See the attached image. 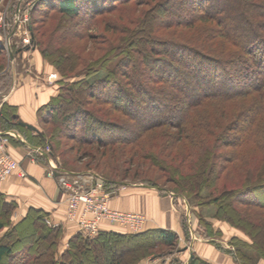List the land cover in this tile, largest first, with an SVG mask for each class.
Listing matches in <instances>:
<instances>
[{
    "label": "trees",
    "instance_id": "trees-1",
    "mask_svg": "<svg viewBox=\"0 0 264 264\" xmlns=\"http://www.w3.org/2000/svg\"><path fill=\"white\" fill-rule=\"evenodd\" d=\"M55 1L57 5L50 7L62 21L90 5L89 13L101 15L117 10L121 17H128L129 23L108 17L119 27L120 35L113 40L107 38L108 47L98 57L86 60L83 55L65 51L73 65L79 59L82 63L86 60L74 73L62 70L64 65L56 64L51 54V59L47 56L37 28L31 27L32 42L38 44L42 59L59 73L58 93L39 108L42 129L34 135L19 119L17 109L4 101L5 93H0V129L31 134V144L49 147L50 156L59 157L65 167L44 124L54 125L55 135L64 131L62 136L74 140L78 149L92 146L89 152L100 158L108 150L121 148L126 162L133 160L143 170L155 167L176 187L162 188L150 178H142L140 184L134 185L162 188L165 194L184 202L214 207L215 219L227 222L250 239L249 243L236 239L237 244L264 259V0H160L157 10L167 14L160 17L157 13L154 21L149 18L147 22L145 13L137 15L135 10L122 7L132 0H109L112 7L107 10L93 0ZM175 1L178 4L170 7ZM185 1L198 2L196 7L181 12L183 7L179 5ZM204 1L206 7L202 6ZM94 14L89 17V28L97 21ZM136 26L140 27L134 29ZM182 27L188 31L203 27L205 36L184 40ZM169 29V35L161 33ZM138 30H147L149 37L141 40ZM85 31L77 34L82 37ZM69 32L76 35L73 30ZM19 50L14 51V58ZM56 59L60 60L58 55ZM1 69L4 72V65H0ZM6 73L7 70L3 74ZM11 76L10 72V80ZM7 137L9 142H15L12 135ZM97 173L105 187L123 184L109 174ZM16 207L0 191V264L7 260L25 264L28 257L32 263L40 264L37 261L42 262L40 259L47 255L57 264L61 228L49 226L46 213L35 209H29L14 223ZM200 223L208 227L205 220L200 219ZM183 227L186 233L185 223ZM150 238L154 240L143 242ZM177 238L176 232L168 229L143 228L136 233L105 230L93 238L77 233L69 239L58 264L98 263L95 256L101 249L99 245L107 247L112 243L114 249L107 253L106 264H136L137 254L132 263L117 257L116 247L121 246V241H135L122 250L133 252L154 243L172 247ZM34 246L44 248V252L36 253ZM234 250L227 251L235 264H256L241 249ZM23 252L27 254L25 260L21 259ZM189 264L210 263L196 255Z\"/></svg>",
    "mask_w": 264,
    "mask_h": 264
},
{
    "label": "rangeland",
    "instance_id": "rangeland-1",
    "mask_svg": "<svg viewBox=\"0 0 264 264\" xmlns=\"http://www.w3.org/2000/svg\"><path fill=\"white\" fill-rule=\"evenodd\" d=\"M155 1L156 0H132L125 3L124 6H121L126 7L127 9L129 8L131 12L135 10L134 13L137 15L139 13H145L143 16V18H145V22H147L149 18L154 21L153 18L157 16V13L160 17L167 14L165 10H157L159 8L157 3H159L160 0H158L157 2ZM93 2L97 6L103 5L105 7L103 10H107L112 7L110 6L112 5V3L111 1L109 2V0H93ZM197 2L198 1L190 4L186 3V1L183 2L181 5H179L180 7H183L181 8V12L185 11L189 7H196ZM176 3L177 2L175 1L173 3H170L169 5L171 7ZM206 4V1H204V4L202 6H205ZM52 5H57L55 0H0V65H4L5 70H7V73L5 75L3 74L5 70L4 72L2 69L0 70V93H5L4 95H6V92L8 90L10 91V88L12 87V76L10 80L9 74L10 72L12 74L13 69L24 73L26 69H30L29 59L33 58L32 53L36 52L39 55L41 53L38 44L32 42L31 27L34 26L37 28V35L45 44L47 56L50 57L51 54L53 61L57 62L56 64L59 65V63H61V65H64L65 68L61 66L62 70L69 71V73H74L75 71L83 67V64L87 59L91 60V58L102 55L103 51L106 50L109 44V40L107 38L113 40L119 37L120 34L117 32V30H119V27L117 25H114L112 22H109L107 20L108 17L120 19L124 22L126 21L129 23L128 17H126V15L121 17L117 10L101 15H98L99 13H89L90 8L92 7H90V5H86V8H83V12L80 11V13H78V15H76L75 17L67 18L68 20L62 21V19L60 18V14H58L55 9L50 7ZM45 13L49 14V16H46ZM28 14L29 18L28 20H25V15ZM92 14L97 17V21L95 22L93 28H89L88 21L90 19L89 17ZM245 20L247 21L248 18L246 17ZM106 25L108 26V30L106 28ZM138 27L140 26H136L133 28L135 29ZM237 28H239L238 25ZM176 29H172V32ZM182 29V31L186 33L183 34L184 40H200L203 38V36H205L203 27L197 28L198 31L184 30V27H182ZM70 30L75 31L76 33H74L76 35L69 32ZM79 30H86L82 37L77 34ZM161 33L169 35V33H171V29L164 30ZM147 34V30L143 32L141 31L138 36L141 40H145L149 37V35ZM124 37H127V35H124ZM26 38L30 40V43L25 45L24 39ZM136 46L141 49L140 44L137 43ZM16 49L20 50L16 55L15 60L12 61L11 58L14 57L13 53ZM68 49L71 51V53H74L75 56L83 55L86 58L84 63L81 62V59L77 58L79 59V61H77L78 64L73 65V62H71V60H69L68 58L69 56L66 57L67 55L65 54V51H67ZM57 55L60 60L56 59ZM45 62L47 63V61ZM51 67L53 69L52 72L57 73V75L59 76L56 68L54 66ZM170 101L171 100H167V104L170 103ZM43 126L51 134L54 143L56 142L55 144L57 150L62 155L66 167L61 164V159H59V157L56 159H58L59 161L60 168L65 172L93 175V179L99 178L95 175L97 172V174L100 175L99 172H101L104 174H109L110 176L115 177L120 181L122 180L123 182H121L123 184L127 183L129 186H134V183L137 182L138 184H140L142 178H150L157 181L162 188L163 186L176 187L175 184L167 182L163 178V175L158 172L157 168L151 167L149 170H145L146 168L143 170V168L141 167H136V164L132 162L133 160H131L130 163L126 162L125 156L123 154H120L121 148L112 150L113 152L108 150L106 156L100 158V155H95V153L89 152V148H93L92 146H84L78 149V145L74 140L66 139L62 136L64 134V131H57L55 135L54 131L56 128L54 127V125L48 123L44 124ZM66 132H68V130H66ZM163 135L165 134L163 133ZM230 150L231 149L229 148L228 152H230ZM93 151L96 150L93 149ZM223 151H226V149H223ZM68 169H72L74 170V172H69ZM119 185H117L116 187H118ZM116 187L106 186L105 189H108L109 191H115ZM162 188L155 189L161 191L162 194H165ZM165 195L169 194L166 193ZM184 203H186L187 206ZM175 206L179 216L185 219L184 223L187 226L185 237H183L182 239H179L178 237L176 244L172 247L154 243L153 245H147L142 249L139 248V250L133 251L134 253L130 252V250H122L128 249L129 247L133 246L135 241L124 242L123 244L121 241V246L119 247L117 245L116 247L118 249L117 251L119 252H117V255L119 254L117 257H119V259H121L124 263H127L128 261L129 263H132L137 254L138 262H136V264H185L190 256V251L193 253L194 257L196 255L199 256L198 252L201 249L202 244H200L198 240L201 239L203 242H207L210 246L215 247L216 250L227 254L231 258L232 256L228 253L227 250H230L232 252V250H236L237 248H239L244 254L255 259L256 264H259L260 260H264L262 258H258L254 251L246 249L242 245L237 244L236 239L247 243L250 242V239L243 232L229 225L227 222L215 219L213 217L214 207H199L194 202H184L182 198H177ZM255 218L257 220L259 219L258 217ZM200 219L205 220L208 224V227H205L202 223H200ZM187 232L189 236L187 235ZM190 232H192L193 234H190ZM2 234L3 230L0 231V236ZM258 235L261 236V233H259ZM15 238L16 236L13 237V239ZM153 240L154 239L151 238L147 240L144 239L143 242L145 241L144 243H150ZM115 243L118 244V240ZM17 246L22 247V244L18 243ZM100 246L101 249L99 248V251L96 252L95 256V258L98 259V263L95 264H106V262H108L109 260L107 258V253L114 249V245L112 243L110 245L108 244L107 247L104 244L99 245V247ZM32 250L36 253H38L40 250L42 253L44 252V248H36L35 246L32 248ZM25 253L26 252L20 254L22 257H20L21 259L25 260V257H27V254ZM61 253V250L58 248V252L55 257L57 264L61 259L59 258ZM92 258L94 257L92 256ZM40 260H42V262L37 261V263H54L50 255L43 256ZM31 261L32 260L28 257L25 260V264H34ZM8 262L9 264H19V261L13 262V260H7L6 264H8Z\"/></svg>",
    "mask_w": 264,
    "mask_h": 264
},
{
    "label": "crops",
    "instance_id": "crops-1",
    "mask_svg": "<svg viewBox=\"0 0 264 264\" xmlns=\"http://www.w3.org/2000/svg\"><path fill=\"white\" fill-rule=\"evenodd\" d=\"M32 55L33 58L29 59L30 69H26L24 73L16 69L12 70V73H15L16 85L14 89L6 93V95L9 94L7 98H5L6 95L3 97L4 101L17 109V115L23 124L35 128L32 130L26 127L34 135L36 131L42 129L38 110L57 95L56 80L59 76L52 72L51 65H48L38 53L33 52ZM11 59L15 60L14 57ZM5 134H11L15 138V142H8L6 151L25 172L24 177L13 173L4 180H0V191L5 194L7 200L17 204L12 220L16 223L25 217L29 209L46 213L45 219L50 222L48 225L60 227L62 230L58 245L62 252L66 249L69 239L80 233V230L77 223L66 220V196L59 188L56 178L47 176L49 157L40 146L31 144L29 138L31 134L26 135L16 129L3 131L0 129V135ZM116 189L117 193L110 198L111 208L143 214L146 217L144 230L168 229L176 232L179 239L185 237L183 227L185 219L177 213L176 198L143 185L122 184ZM105 230L128 231L124 227L102 221L98 231ZM190 234L193 233L190 232ZM198 241L202 244L198 252L199 258L210 264H235L227 254L216 250L201 239ZM259 264H264V260H260Z\"/></svg>",
    "mask_w": 264,
    "mask_h": 264
},
{
    "label": "built area",
    "instance_id": "built-area-1",
    "mask_svg": "<svg viewBox=\"0 0 264 264\" xmlns=\"http://www.w3.org/2000/svg\"><path fill=\"white\" fill-rule=\"evenodd\" d=\"M28 18L29 14L25 15V20ZM29 41L28 38L24 39V44L30 43ZM8 142L6 134L0 135V180L13 173L20 177L25 176L19 163L6 151ZM44 151L49 157L47 176L56 178L59 188L66 196V220L77 223L82 235L94 237L99 232L102 221L124 227L132 233L145 227L146 217L143 214L110 207V198L115 191L105 189L101 178L93 179V175L65 172L60 168L58 159L50 156V148L46 147ZM46 223L50 224L48 220Z\"/></svg>",
    "mask_w": 264,
    "mask_h": 264
},
{
    "label": "water",
    "instance_id": "water-1",
    "mask_svg": "<svg viewBox=\"0 0 264 264\" xmlns=\"http://www.w3.org/2000/svg\"><path fill=\"white\" fill-rule=\"evenodd\" d=\"M15 85H16V79H15V73L13 72L12 73V87H13V89L15 88ZM8 95H6L5 98H7ZM27 127L31 128L32 130H35V128L32 126L27 125ZM193 258H194V255L190 251V256H189L188 260L185 262V264H189L193 260Z\"/></svg>",
    "mask_w": 264,
    "mask_h": 264
}]
</instances>
